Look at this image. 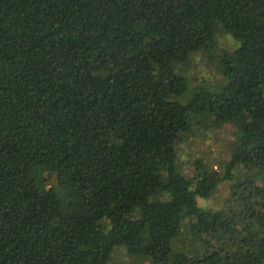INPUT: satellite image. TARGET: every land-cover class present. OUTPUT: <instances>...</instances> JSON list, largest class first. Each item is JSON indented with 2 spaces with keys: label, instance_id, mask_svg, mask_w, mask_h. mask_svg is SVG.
I'll list each match as a JSON object with an SVG mask.
<instances>
[{
  "label": "trees",
  "instance_id": "obj_1",
  "mask_svg": "<svg viewBox=\"0 0 264 264\" xmlns=\"http://www.w3.org/2000/svg\"><path fill=\"white\" fill-rule=\"evenodd\" d=\"M117 256L264 264V0H0V264Z\"/></svg>",
  "mask_w": 264,
  "mask_h": 264
},
{
  "label": "rangeland",
  "instance_id": "obj_2",
  "mask_svg": "<svg viewBox=\"0 0 264 264\" xmlns=\"http://www.w3.org/2000/svg\"><path fill=\"white\" fill-rule=\"evenodd\" d=\"M187 75L188 76H196L197 81L199 80H206L207 82L214 84L215 81L219 79V76L214 73L212 69H210L209 66L206 65V63L200 58V56H195L192 60H190V66L187 70ZM236 134V128L233 123H223V124H217L214 125L213 127H210L206 129V131H202L201 133H198L196 136H192L188 143L187 147L181 146L179 148V153H180V161H184L185 163L190 162V161H195V160H200L204 159L207 160L208 158H218L219 160L222 159V155H224V158L228 156L227 151L225 149V141L230 140L234 137ZM223 151V152H221ZM211 153V154H210ZM207 155V157L205 156ZM210 155V157H208ZM221 155V156H220ZM195 157V158H193ZM193 158L192 160H190ZM224 158L222 159V162L224 161ZM211 162V161H210ZM192 162H190V166ZM188 165V164H187ZM188 165V167H189ZM213 172L217 171L220 167L218 163H214L213 165ZM238 173H241V171H238ZM254 172L250 171L247 173L245 172L244 174L241 173L240 176L245 178L250 177L253 175ZM35 177L38 178V175L35 174ZM48 186L52 184V179H48ZM47 187V184H45ZM225 190L222 187H219L214 194V196L207 202L203 200H199L200 204H211L214 206H220L224 203V208H226L227 201L225 197ZM127 259L125 257L117 256L111 264L114 262H126Z\"/></svg>",
  "mask_w": 264,
  "mask_h": 264
}]
</instances>
